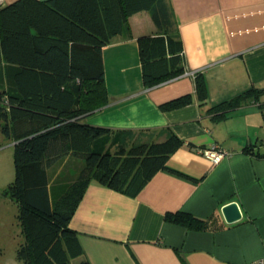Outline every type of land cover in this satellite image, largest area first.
Segmentation results:
<instances>
[{"label": "crops", "instance_id": "0c3cea01", "mask_svg": "<svg viewBox=\"0 0 264 264\" xmlns=\"http://www.w3.org/2000/svg\"><path fill=\"white\" fill-rule=\"evenodd\" d=\"M15 0H0L3 6ZM44 1V0H43ZM129 27L103 48L108 102L88 124L120 132L132 142L161 140L173 130L184 141L167 166L136 197L91 181L70 222L91 264H245L264 257V0H160L134 13ZM179 34L185 72L146 87L137 37ZM205 77L208 100L195 93ZM250 88L256 98L217 118L212 105ZM191 94L193 101L161 105ZM219 145L230 155L213 163L198 149ZM257 145L253 152L244 148ZM83 157L67 154L49 168L51 185L76 178ZM236 201L241 220L227 223L221 208ZM185 210L207 220L202 230L165 219ZM19 241L0 243V264L17 258Z\"/></svg>", "mask_w": 264, "mask_h": 264}, {"label": "trees", "instance_id": "16d2710c", "mask_svg": "<svg viewBox=\"0 0 264 264\" xmlns=\"http://www.w3.org/2000/svg\"><path fill=\"white\" fill-rule=\"evenodd\" d=\"M160 0H15L0 5V71L12 69L0 86V126L14 141L15 178L6 192L18 207L23 241L17 258L26 264H91L71 219L88 184L98 183L136 197L184 143L173 130L165 138L132 142L120 132L85 119L108 102L103 48L129 27V17ZM146 87L185 72L179 34L137 37ZM195 93L208 100L205 77L194 73ZM260 90L250 88L209 108L225 118ZM193 101L186 94L161 105L164 111ZM132 137V138H131ZM257 145L244 148L253 152ZM83 157L76 178L51 185L49 168L67 155ZM55 196L52 197V189ZM165 219L202 230L207 220L185 211Z\"/></svg>", "mask_w": 264, "mask_h": 264}, {"label": "rangeland", "instance_id": "374dc122", "mask_svg": "<svg viewBox=\"0 0 264 264\" xmlns=\"http://www.w3.org/2000/svg\"><path fill=\"white\" fill-rule=\"evenodd\" d=\"M11 75L12 69L5 64L0 71V86H9ZM15 172L14 141L3 134L0 126V243L21 242L24 239L17 204L6 192L8 184L15 178ZM55 195L53 187L52 197Z\"/></svg>", "mask_w": 264, "mask_h": 264}, {"label": "built area", "instance_id": "2783aa9c", "mask_svg": "<svg viewBox=\"0 0 264 264\" xmlns=\"http://www.w3.org/2000/svg\"><path fill=\"white\" fill-rule=\"evenodd\" d=\"M200 153L209 158L213 163H219L223 158L229 156L231 153L219 145H213L211 148L198 149ZM245 264H264V257L247 262Z\"/></svg>", "mask_w": 264, "mask_h": 264}, {"label": "water", "instance_id": "95a60500", "mask_svg": "<svg viewBox=\"0 0 264 264\" xmlns=\"http://www.w3.org/2000/svg\"><path fill=\"white\" fill-rule=\"evenodd\" d=\"M221 212L227 223H234L242 219L243 213L236 201H231L222 206Z\"/></svg>", "mask_w": 264, "mask_h": 264}]
</instances>
